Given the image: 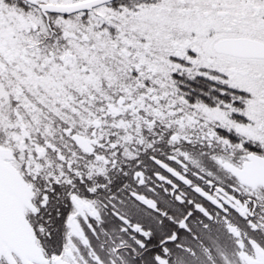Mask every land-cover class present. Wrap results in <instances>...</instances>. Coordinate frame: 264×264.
Wrapping results in <instances>:
<instances>
[{
	"label": "snow or ice",
	"instance_id": "obj_1",
	"mask_svg": "<svg viewBox=\"0 0 264 264\" xmlns=\"http://www.w3.org/2000/svg\"><path fill=\"white\" fill-rule=\"evenodd\" d=\"M0 264H264V0H0Z\"/></svg>",
	"mask_w": 264,
	"mask_h": 264
}]
</instances>
